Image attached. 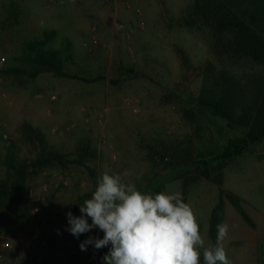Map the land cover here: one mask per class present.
<instances>
[{
  "label": "rangeland",
  "instance_id": "rangeland-1",
  "mask_svg": "<svg viewBox=\"0 0 264 264\" xmlns=\"http://www.w3.org/2000/svg\"><path fill=\"white\" fill-rule=\"evenodd\" d=\"M193 1L0 0V58L4 59L0 68V177L6 171L8 151L17 160H32L40 153L37 142L21 132L24 123L43 135L46 148L69 162L28 177L18 205L24 227L0 225V236L10 244L9 249L0 248V264H28L29 259L22 254L27 235L35 223L42 224L41 220L58 221L59 206L81 215L77 199L92 186L86 168L70 163L80 140L96 151V160L86 163L93 168L96 180L104 172L129 170L132 175L127 179L146 194L164 191L168 184L178 185L197 217L202 236L209 241V215L217 202L218 187L202 179H175L184 167L162 169L160 164L154 166L150 157L155 153L164 160L173 153L179 157L188 153L192 160L217 156L226 139L239 132L209 115L195 114L187 121L182 110L201 88L221 75L241 80L247 75H263L264 68L249 61L233 64L217 59L208 29L184 25ZM49 31L54 36L43 48L58 53L65 72L101 79L85 83L51 73L29 79L14 72L28 68L25 44ZM125 74L128 79H123ZM30 110L37 116L30 115ZM112 154L114 161L109 158ZM153 161L157 163L159 158L154 155ZM234 164L224 171L227 180L240 169ZM42 193L45 202L41 206H48V212L42 211L37 219L29 206ZM223 202L219 224L226 223L229 213L243 224L231 205ZM241 205L253 222V235L260 240L243 250L234 235L231 242H224L227 255L232 264H264V206ZM66 226L67 220H62V236L79 243L99 232L93 229L77 238L65 230ZM89 248L91 245L87 251Z\"/></svg>",
  "mask_w": 264,
  "mask_h": 264
},
{
  "label": "trees",
  "instance_id": "trees-1",
  "mask_svg": "<svg viewBox=\"0 0 264 264\" xmlns=\"http://www.w3.org/2000/svg\"><path fill=\"white\" fill-rule=\"evenodd\" d=\"M183 22L187 27L203 26L208 29L212 37V52L217 59H225L233 64L249 61L264 68V0H194ZM53 36L52 31L44 32L41 39L27 42L24 59L28 68L24 71H13L23 73L29 79L40 73H51L55 77L85 83L101 79L82 78L65 72L58 53L43 48ZM128 77L125 74L123 79ZM191 99L193 102L188 103L189 107L182 110L187 121H192L195 114L209 115L224 121L227 129L236 130L239 134L227 138L221 152L213 158L201 157L192 160L187 153L183 157L172 154L164 160L162 155L155 153L150 160L152 159L154 166L160 164L162 169L174 171L178 167H184V171L179 172L175 179H202L218 187L217 202L210 212L207 230L209 241L214 243L223 200L231 205L248 227H253L240 199L221 188L222 170L239 157L253 154L256 145L264 142V74L247 75L241 80L221 75L209 86L201 88ZM20 130L29 141L37 142L40 153L32 160H17L9 151L5 155L6 171L0 177V225L9 224L17 229L24 227L23 215L18 205L25 195L28 177L53 165L69 163L62 154L46 148L43 135L29 124H22ZM154 155L159 158V162L153 161ZM94 160L95 149L87 141L80 140L70 163L86 168L92 187L89 192L79 196L77 207L91 197L96 187L94 170L86 166L87 162ZM102 237L103 235L100 236ZM100 250L101 253L108 251L107 248Z\"/></svg>",
  "mask_w": 264,
  "mask_h": 264
},
{
  "label": "clouds",
  "instance_id": "clouds-1",
  "mask_svg": "<svg viewBox=\"0 0 264 264\" xmlns=\"http://www.w3.org/2000/svg\"><path fill=\"white\" fill-rule=\"evenodd\" d=\"M131 175L129 170L102 173L91 197L79 205L81 215L66 213L65 230L71 235L79 238L93 229L103 233L81 241V251L89 245L107 248L104 264H232L224 246L227 223L216 226L214 243L206 241L178 185L146 194L127 179Z\"/></svg>",
  "mask_w": 264,
  "mask_h": 264
},
{
  "label": "crops",
  "instance_id": "crops-1",
  "mask_svg": "<svg viewBox=\"0 0 264 264\" xmlns=\"http://www.w3.org/2000/svg\"><path fill=\"white\" fill-rule=\"evenodd\" d=\"M37 97L39 98L40 96H35V98ZM31 114H35V116H37L36 111L34 112L33 110H30V115ZM68 114H71V112ZM233 164L238 165L240 169L229 175L227 180L224 171ZM262 168H264V142L259 143L255 147V152L253 154L239 157L237 160L233 161L222 170L221 188L223 187V190L238 197L241 201V204L244 206H264V169L263 171H260ZM224 202L227 201L224 200ZM31 207L32 206H29L30 209ZM47 210L48 206H43V214H46L48 212ZM50 210L52 209H49V211ZM56 213L58 221L41 220L42 224H40V226L38 225L41 230V237L43 238L45 245L38 249L37 253H35L33 256H41L42 260L40 264H104L102 257L106 252L101 253L100 249L94 250L92 245L87 252L81 251L78 240L62 236L63 229L60 228V225L62 220H67V206H59L58 210H56ZM36 218L40 219V216H37ZM226 223L229 225V233L227 238L228 241L231 242V237L235 235L239 240L241 239V241H236L238 242V245L240 242L242 243L243 246L239 245L241 249L245 250L246 246L249 245L254 247L260 240V238L255 237L252 233L254 225L252 228L248 226V228H246L244 221L243 224L239 223L233 214H228V218L226 217ZM34 225H36V223ZM57 229L60 230L61 234H57ZM97 233L98 234L96 237L103 235V233L100 231ZM28 237L29 235H27L26 241L24 243L28 241ZM28 264L37 263H34V261H29Z\"/></svg>",
  "mask_w": 264,
  "mask_h": 264
},
{
  "label": "built area",
  "instance_id": "built-area-1",
  "mask_svg": "<svg viewBox=\"0 0 264 264\" xmlns=\"http://www.w3.org/2000/svg\"><path fill=\"white\" fill-rule=\"evenodd\" d=\"M93 46H96V41H92ZM4 64V59L0 58V68L3 66ZM134 104H138V100L134 99L133 100ZM137 110L132 109L133 113H136ZM4 139H10V137L3 135ZM109 158L111 161H114V155H109ZM45 190L43 189V192ZM29 195L32 194V191L29 190L28 191ZM45 202V196L44 194H39L35 197V203L33 204V206L31 207V215H35V216H39L42 212V208L43 203ZM53 220V218H52ZM45 245V242L43 240V238L41 237V230L39 228V226L36 224L34 225V227L31 229L30 233H29V237H28V241L25 243L24 245V250L22 251V254H25L27 256V258L29 259L30 262L37 263L40 264L41 263V258L36 255L33 256L37 250V248L42 247ZM0 248L1 249H9L10 248V244L9 242L0 236Z\"/></svg>",
  "mask_w": 264,
  "mask_h": 264
}]
</instances>
